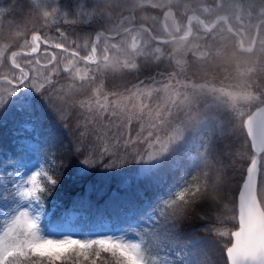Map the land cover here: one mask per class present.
Masks as SVG:
<instances>
[{"label": "snow or ice", "instance_id": "obj_1", "mask_svg": "<svg viewBox=\"0 0 264 264\" xmlns=\"http://www.w3.org/2000/svg\"><path fill=\"white\" fill-rule=\"evenodd\" d=\"M35 2L39 4V0ZM145 4L162 13V18L152 17L153 21L159 19L158 26L138 23L145 19L137 16ZM214 5L207 2L182 3V0L106 2L102 7H96V13L110 15L109 9L117 8L120 11L119 22L114 28H109L107 34L96 33L90 45L87 41L83 45L76 41H70L67 46L59 42L50 44L39 32H33L30 42L25 41L29 51L10 53L7 59L17 71L0 77V81L10 86V90H0V113L14 110L23 119L17 128L20 138L14 141L12 152L5 153L0 149V169L14 168V172L8 174L7 184L0 185L11 195L8 201L0 192V200L6 202L0 204V264H65L66 261L80 264V257L85 261L90 260V264H97L96 258L103 260L101 253L109 254L112 264H198L185 249L201 248L206 241L195 239L189 245L173 244L172 241L178 232L179 221L187 215V210L206 199L208 173L198 171L191 181L186 173H182L171 183H168V174L180 169V160H187L197 169L210 167V143L200 145L205 148V152L198 155L201 164L196 163L197 157H192L190 151L199 139L205 122L215 120L214 113L225 115L227 133L235 135L237 140L244 139L245 145L250 144L251 153L246 157L249 163L244 170L234 207L224 205L232 214L223 219L217 216L219 223L225 220L231 222L234 230L221 227L211 228L210 231L229 241L222 245L227 264H264V89H254L249 83L246 88L234 91L208 82L198 84L189 79H179L186 75L188 61L185 58L178 59L173 54L179 49H186L185 57L191 52L196 60H220L224 66L235 65L237 70L250 62L248 58L255 56L253 66L240 74L249 77L255 73L264 74V0H260L255 24L251 23L252 5L247 12L250 18L247 24L238 14L242 8L239 3L228 4V7L237 10L235 24L230 22V14L218 12L224 7L221 0H214ZM58 11V8H53L51 13L44 11L43 17L47 19ZM124 12L128 15H123ZM2 13L3 9H0ZM59 34L66 36L63 32ZM218 41L227 43L223 48L205 50L213 49ZM41 43L62 50L71 59L65 61L61 57L58 61L53 52L46 63H41L39 59L35 62L25 60L23 64L18 62L19 56L38 53ZM152 44L156 45L152 50L155 61L164 57L162 46H174L173 53L167 59L179 70L168 73L162 81L149 77V83L139 81L133 85L128 90L130 96L123 99L134 98L139 103L137 112L131 115L125 112L126 105L122 103L121 94L112 92L102 96L103 79L93 90L95 101L80 103V107H86L90 113L95 111L100 121L127 115L125 128L132 124L133 119L140 121L147 110L150 129L147 135H142V124L140 134L135 138L128 136L123 141L115 136L112 138V143L119 145L123 142L125 148L135 144L145 146L143 152L136 151L131 161L135 167L128 170L121 183L125 189H132L135 185L134 195L121 197L113 193V207L118 216L123 215L127 227L112 229L110 235L96 239H73L70 236L51 238L58 233L53 230L48 219L50 210L45 206L46 190L57 185V179L50 172L60 166L47 167L46 156L44 162L37 158L33 163L32 154L38 157L45 149L43 120L35 115L41 102L50 111L62 115L52 103V93L63 86H58L53 77L62 70L73 80L91 84L98 76L138 71L140 65L137 59L146 57V49ZM229 45L235 49L231 55L227 54ZM80 47L88 50V54L81 56L76 50ZM45 52L47 54V48ZM80 61L89 67H78ZM3 62V53L0 52V65ZM60 63H63L62 69ZM25 65L29 66L27 70ZM35 65L41 69L50 67L51 70L45 74L38 71ZM67 87L70 90L75 85L69 84ZM157 94L162 102L155 105L153 114L150 102ZM110 96L114 99L109 100ZM201 99L203 104H200ZM26 132L36 133L41 139L26 136ZM80 139H84L83 134ZM96 139L105 144L108 142L106 134L98 133ZM74 151L76 155L88 152L78 162L81 165L79 172L87 175L99 166V160L90 157L97 154L103 159L109 153V148L95 149L80 145L74 146ZM122 163L129 161L125 159ZM108 167L104 165V168ZM223 183L217 177L216 185Z\"/></svg>", "mask_w": 264, "mask_h": 264}, {"label": "trees", "instance_id": "obj_2", "mask_svg": "<svg viewBox=\"0 0 264 264\" xmlns=\"http://www.w3.org/2000/svg\"><path fill=\"white\" fill-rule=\"evenodd\" d=\"M18 0H15L17 2ZM13 1L8 4V11L15 12L16 6ZM18 3V2H17ZM6 5V4H5ZM245 13L250 10V6L241 4ZM252 20L254 21L259 14L260 8L256 5H252ZM119 9L111 8V13H116ZM142 12H137V15L142 13L156 14L159 10L152 9L151 7L144 8ZM245 21L249 17L248 15L241 16ZM250 19V18H249ZM141 22V21H139ZM138 22V23H139ZM108 21L106 18L90 21H79L73 23L72 21L55 23L52 27L53 33L63 41L66 46L70 41H76L81 36L85 37L88 41L91 40L92 35L97 30H108ZM59 29V31H57ZM63 32L66 36H61L59 33ZM226 41H218L213 49H205L212 51L216 47L223 48ZM17 45L15 43L10 49H14ZM73 47V45H71ZM156 45L152 44L147 49L148 55L146 57H140L137 59V63L140 65L138 71H125L124 73L108 74L105 77L98 76L96 81L88 84L81 83L76 80L75 87L68 89L66 81L68 74L62 70L60 74L53 77L57 81L60 87L58 91L52 93V103L56 108L60 110L62 115L54 111H50L41 102V106L37 109L35 115L39 116L43 120V136L46 138L45 149L40 152V156L44 158L49 157L53 161L54 165H59L55 171H51L54 179H57L58 183L54 187H47L45 202L51 207L50 221L51 223H61L63 219L68 215L69 211L74 210L77 212V222L80 226L89 228L99 225L103 221L110 222L113 226L126 228L123 215H117L116 210L113 207V193H118L121 197L133 196L136 191V186L133 185L132 189H125L121 187L122 179L128 170L132 169L135 165L131 163L136 153L130 154L131 147L125 148L123 142L119 145L112 143L113 136L125 139V134L131 131L125 128L127 122V116H121L119 119L112 118L111 120L105 119L100 121L95 115L87 116V121L84 123V127H91L93 124H97V134L108 135V131L112 133L107 137V145L104 141L93 138L83 134L84 139L81 140L80 126L81 119V101H89V96H94V89L100 84L101 79L104 81V89L101 95L106 93L116 92L121 94L122 103L125 105L131 104L127 100L123 99L130 95L129 89L133 88L139 81H145L147 83L148 78L162 74L163 72L171 71L177 68L171 61L167 59L170 53H173L174 46L167 45L162 46L164 51V57L160 61H155L152 54L153 48ZM53 51L56 53L63 52L53 47L47 49V52ZM186 49H179L173 54L180 58H185L188 61L186 66V76L197 80L201 78L208 82L214 83H233L236 87L239 83L243 86L252 84L254 89H261L264 87V74L255 73L250 77L247 75H241L246 68L252 67L255 61V56L248 58L249 63L247 65H241L237 70L235 65L224 66V62L220 60H196L191 52H188L187 56H184ZM235 51L230 45L227 49V54L231 55ZM83 53H81L82 55ZM247 58V57H245ZM7 63V61H6ZM9 64L7 63L6 66ZM258 68L259 65H256ZM159 73V74H158ZM243 81V82H241ZM79 82V83H78ZM86 107H84L85 109ZM119 111V109H117ZM127 111V110H126ZM22 117L14 110H6L0 113V149L5 153L12 152L14 147V134L13 130L18 127L22 122ZM136 123V122H135ZM79 125V127H77ZM137 126V123H136ZM136 129V128H135ZM133 130V133L135 131ZM93 130V129H92ZM92 132V131H91ZM91 134V133H90ZM139 134V133H138ZM39 139L41 136L38 135ZM211 156L209 157V165L212 167V171L207 168H199L191 166L187 160H180L181 167L174 173L168 174V183L172 182L173 176L178 172L184 170L187 174V178L191 181L193 176L197 175V172L208 173V192L207 197L203 202L189 208L187 215L179 221L178 232L173 238V244L179 243L180 245H189L192 240L201 239L206 241L205 245L201 248H186L185 251L190 253L191 258L197 260L198 264H227L224 255V249L222 245L228 244L229 241L223 237L217 236L214 232L210 231L211 228H229L233 229L234 225L226 221L219 223L217 216L221 219L231 215L224 208L225 204L229 207H234L235 196L238 190L239 184L243 178L244 169L248 162L246 158L251 149L249 145H245L244 139L237 140L235 135H227L222 140L211 139ZM86 146L88 148L100 149L102 146L109 148V153L100 159L97 154H93V159L99 160V166L96 167L87 175H82L77 168L79 160L85 158L88 152L85 151L80 155H76L74 146ZM139 151V148L138 150ZM237 153L239 155H237ZM247 155V156H246ZM1 158V157H0ZM127 159L129 163H122ZM197 163V160H196ZM53 165V166H54ZM104 165H109L108 168H104ZM189 166V168H187ZM217 177H219L224 183L223 185H216ZM216 185L215 190L213 186ZM0 192L7 199L11 197L9 192H5L1 188ZM213 197H219V199H213ZM5 202L0 200V203ZM55 205V207H53ZM102 264V263H101ZM104 264V263H103ZM107 264H112L111 260L107 261Z\"/></svg>", "mask_w": 264, "mask_h": 264}, {"label": "rangeland", "instance_id": "obj_3", "mask_svg": "<svg viewBox=\"0 0 264 264\" xmlns=\"http://www.w3.org/2000/svg\"><path fill=\"white\" fill-rule=\"evenodd\" d=\"M13 1L15 2V0H0V9H3V13L0 14V52L3 53V61H4L3 64L0 65V77L4 76L6 74H11L13 71H17V70H14L12 68V66H11V64L7 58L10 56V53L12 51H21V50H23L25 52L29 51L30 49L27 46H25V41L27 40L30 42V37L33 34V32H39V34L43 38H47L49 40L50 44L57 43V42L64 43L63 41H60L59 38H57L58 35L56 36L53 33V31H51L52 27L54 26L55 23L68 22V21H75V22L90 21V20H95L97 18H100V19L106 18L108 21V24H109L107 28L109 29V28H114L120 19V11L119 10L116 13H114V15L110 11H109L110 15H108V14L98 15L96 13V7L97 6L102 7L106 2H108V3H112V2L120 3L121 0H39V4H37L35 2V0H18L17 1L18 3L15 2V4H20V6H18V7L16 6V8L14 10L15 12H12V10L10 12V11H8V7H9L8 4H11ZM184 2H191L193 4L201 3V2H207V3H213V7L215 6L214 0H182V3H184ZM221 3L224 4V7L219 9L218 12L220 14H226V13L230 14V22L235 24L236 22L234 20V15L237 14V10L235 8L228 7L229 3H239L240 5L244 4L248 7L250 5H256L259 7L260 0H221ZM5 4H7V5H5ZM146 7H150V5L145 4L144 8H146ZM53 8H58L59 11L52 13V15H50L47 19H45L43 17V12L48 11L51 13ZM143 11H145V10H143ZM238 14H240L241 16L247 15L245 13L244 9H241ZM123 15L126 16V15H128V13L124 12ZM137 16L138 17H140V16L145 17V19L140 20V21L146 25L156 24L158 26L159 25V19H157L156 21H153L152 17L155 16L158 18H162V13L159 11L156 14H152V13L147 14V12H146V13H142L141 15H137ZM244 22H245V24L249 23V18L247 20H245ZM256 22H257V18L254 21L251 19V23L255 24ZM98 32H102V31L99 30L96 33H98ZM96 33L92 35L90 41H88L85 37L81 36L80 38L76 39V42L78 44L83 45L84 42L87 41L90 45V43H91L92 39H94ZM113 42H117V41H113ZM15 43H17L18 46H16L14 49H10L12 47V45H14ZM73 47H75V45H73ZM46 48L49 50V46L41 45L38 53L30 55V56H23V55L19 56L17 58L18 62L23 64V62L25 60H32L33 62H35V60L39 59L41 61V63H46L47 60L50 59V53H53V51H49L46 54V52H45ZM76 50L80 52V55H81V53H83L81 56H85L88 54V50H86L83 47H80ZM56 55H57L58 61L60 60L61 57H63L65 61L67 59H71V57H69L68 54L64 53V52H63V54L62 53L61 54L56 53ZM6 61L9 64L8 65L9 68L6 66V64H7ZM77 66L81 67L82 69L85 67H89L88 65H85L83 61H80ZM25 67L27 70L29 66L25 65ZM35 67L38 71L44 72L45 74L51 70L50 67L48 69H41L39 65H35ZM60 68L61 69L63 68V63H60ZM178 70H179L178 68H175L171 71L163 72L162 73L163 75H155L152 77H155V79L157 81H162L164 79V76H166L168 73H171L173 71H178ZM178 78L179 79H189V80H192L193 82L198 83V84L208 82V81H205L201 78H198L197 80H195V79H192L191 77H188L186 75H182ZM75 82H76V80H73L68 76V79L66 81V85L75 84ZM241 82H243V81H241ZM147 83H149V81H147ZM208 83L209 84H215L217 87L224 86V87L230 88L234 91H239V90L246 88V85L243 86V84H241V83H239L238 86L234 87L233 83H228V81H225L224 83H214V82H208ZM4 89L10 90V86L7 83L0 81V90H4ZM261 89H264V87ZM89 99L93 102L95 101L94 96H89ZM112 99H114V97L110 96L109 100H112ZM127 101L131 103V104L126 105L125 112L128 115H131L132 113H135L139 110V103L134 98L128 99ZM145 102H148V101L146 100ZM161 102L162 101H161L159 94L154 95L152 97L151 102H150V107L153 109V114L155 111V105L157 103H161ZM209 102H210V98H209ZM200 104H203V99H201ZM80 114L83 117L81 119V124L83 125V128H82V126H80V134L84 133V135H86L87 138H89L88 137L89 135L91 138H93L95 135H97V130H96L97 124L95 123L91 127H89V126L84 127V123H85V121H87V116H89V115H91V116L95 115L96 117H98L97 113L95 111L90 113L87 110V108H85V109L81 108ZM214 115H215V120H208L205 122L204 128L201 132L199 139L191 148L190 155L192 157H197V164L202 163L198 159L199 153L205 152V148L200 146L202 143H204V144L210 143L212 138H216V140H222L225 136L227 137V135H228L227 129H226V127H224V121L226 119L225 115L223 113H214ZM122 116H127V115H122ZM135 122L137 123V126H136ZM148 123H149V120H148L147 110H145V113L143 114L142 119L140 121L133 119L132 124L129 127H127L131 131H128L125 134V138H127L128 136H131L133 138L137 137L138 133L140 134L142 124L144 126V132L142 135H147V131L150 130L148 128ZM126 124H127V122L125 123V125ZM17 128L18 127H16L13 130L14 141L20 138L17 135ZM132 129H135L134 133H133ZM109 131H112V130H109ZM109 131H108L107 137L112 135V133ZM25 135L26 136H29V135L35 136L37 140L39 138L38 134H36V133H27L26 132ZM33 142H35V141H33ZM129 147H131V149H132L130 154L136 153L138 148H139L140 152H143L144 148H145V146L143 144L129 145ZM7 153H11V152L9 151ZM32 156H33V163L35 162V160L37 158L40 159L41 162H44V158H42L40 156V153H39L38 157L35 153H33ZM83 159H81L79 161H82ZM53 165H54V163L51 160V158L49 157V161H47V167L52 168ZM191 166H192V164H191ZM31 167H32V164L30 163L29 168H31ZM80 167H81V165L78 163V166L76 169L79 170ZM187 168H189V166ZM207 169L212 171L211 166L208 167ZM13 172H14V168H12V167H8L6 170L0 169V185H6L8 179H9L8 174L13 173ZM182 173H186V172L181 169L180 172H178L176 175L173 176V179L178 178ZM0 190H1V188H0ZM5 192L7 193V191H5ZM7 200L10 201L11 197H9ZM5 203L6 202H2L0 204H5ZM6 206L11 207L10 204H6ZM45 206H46L47 210H50L48 212V219L50 220L51 208L47 205L46 202H45ZM77 220H78L77 212L74 210H71L60 224L59 223H51L53 230H56L58 233L57 235H54L51 238L63 239L65 236H70L73 239H85V238L96 239V238H101L103 235H110L112 229H119L120 228V227L113 226L108 221H103L102 223H100L99 225H96L94 227L85 228V227L80 226V224L77 222ZM101 257H103V260L101 258H96L97 264H101V263L103 264L104 261L110 260L109 254L101 253ZM79 260H80V264H90V260L85 261L83 259V257H80ZM65 264H72V261H66Z\"/></svg>", "mask_w": 264, "mask_h": 264}, {"label": "water", "instance_id": "obj_4", "mask_svg": "<svg viewBox=\"0 0 264 264\" xmlns=\"http://www.w3.org/2000/svg\"><path fill=\"white\" fill-rule=\"evenodd\" d=\"M250 145V144H249ZM249 163V162H248ZM248 163H247V165H246V167H245V169L247 168V166H248ZM242 181H243V179H242ZM242 181H241V183H240V185L242 184ZM240 187V186H239ZM238 193H239V188H238V191H237V194H236V197H238ZM234 230V229H233ZM226 258V257H225Z\"/></svg>", "mask_w": 264, "mask_h": 264}]
</instances>
